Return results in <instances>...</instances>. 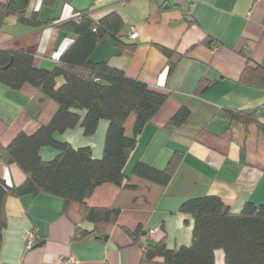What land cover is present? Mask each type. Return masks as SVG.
Segmentation results:
<instances>
[{
	"label": "crops",
	"instance_id": "obj_1",
	"mask_svg": "<svg viewBox=\"0 0 264 264\" xmlns=\"http://www.w3.org/2000/svg\"><path fill=\"white\" fill-rule=\"evenodd\" d=\"M84 10L95 20L117 12L125 23L120 38L129 45L122 48L114 38L104 37L91 59L106 61L169 95L138 135L125 175H131L138 162L165 169L175 153L179 163L157 207L124 208L118 223L108 227L106 239L98 238L94 225L82 219L77 204L63 213L60 197L44 193L8 197L0 264H59L70 256L79 264H164L163 258L142 263L144 248L162 239L171 249L192 244L194 219L180 211L185 200L217 195L235 213L248 201L264 204V131L257 122L246 126L221 115L226 109L257 110V120L264 125V88L240 81L248 60L264 67V0H57L49 5L30 0L28 7L29 14L37 12L44 21H68ZM133 31L135 38L130 37ZM74 39L55 24L30 28L15 16L0 27V49L25 50L34 56L36 66L49 70ZM157 45L183 55L171 72ZM202 81L212 84L203 88ZM35 93L29 83L14 90L0 82L1 146H8L21 132L32 135L39 129L40 123L26 111ZM181 108L189 109L188 118L172 124ZM135 119L132 114L126 122L128 136ZM108 126L103 119L91 136L79 124L55 137L74 148L90 146L94 157L101 158ZM40 153L51 160L58 150L45 146ZM0 179L19 186L26 175L17 164L0 161ZM120 193L119 186L105 183L95 188L87 203L110 207ZM77 227L89 235L75 237ZM139 227L146 235L136 241L129 232ZM29 232L35 236L31 249ZM216 264H225L222 250L216 251Z\"/></svg>",
	"mask_w": 264,
	"mask_h": 264
},
{
	"label": "trees",
	"instance_id": "obj_2",
	"mask_svg": "<svg viewBox=\"0 0 264 264\" xmlns=\"http://www.w3.org/2000/svg\"><path fill=\"white\" fill-rule=\"evenodd\" d=\"M56 1L43 0V4H55ZM29 3L30 0L0 2V27L8 17L15 16L19 24L30 28L55 24L61 32L74 35L75 39L50 70L36 66L34 56L25 50L0 49V82L14 90H20L26 83L35 87L36 93L27 103L26 111L40 123L34 134L21 132L8 146L0 145V161L17 164L26 175L19 186L0 179V251L8 223L5 202L10 196L44 193L60 197L64 201L63 213H68L71 206L77 204L82 219L94 225L93 232L100 233L98 238L106 239L108 227L118 223L124 208L152 210L157 207L179 163L178 153H175L165 169L138 162L131 175L124 173L138 135L169 95L128 77L123 70L106 61L91 59L104 37L114 38L122 48L129 46L120 38L125 26L122 17L111 12L95 20L88 10H84L77 13L79 18L44 21L37 12L28 13ZM212 42L208 41L209 44ZM157 47L167 57L171 72L183 55L162 45ZM240 81L264 88V67L248 60ZM211 84L201 82L203 88ZM83 111L86 112L84 115ZM257 113V110L226 109L221 115L246 126L257 122L264 131ZM132 114L136 119L133 134L128 136L126 122ZM189 114L188 108H181L171 123L179 125ZM103 119L109 121V126L101 158L94 157L90 146L74 148L55 137L79 124L84 134L91 136ZM45 146L55 148L58 154L51 160L43 159L40 152ZM105 183L121 188L115 203L104 208L89 206L87 198L96 187ZM180 211L194 219L192 244L171 249L162 239L144 248L142 263L163 258L164 264H216V251L222 250L225 264H264V204L248 201L240 212L235 213L221 197L205 195L185 200ZM129 233L136 241L146 235L142 227ZM87 235L88 231L76 228L75 237Z\"/></svg>",
	"mask_w": 264,
	"mask_h": 264
},
{
	"label": "built area",
	"instance_id": "obj_3",
	"mask_svg": "<svg viewBox=\"0 0 264 264\" xmlns=\"http://www.w3.org/2000/svg\"><path fill=\"white\" fill-rule=\"evenodd\" d=\"M75 18H79V15H77ZM136 36H137L136 31H133L130 34L131 38H135ZM34 239H35L34 234L32 232H29V234L27 235V249H31L34 246ZM59 264H79V261L74 256H70L68 258L61 259Z\"/></svg>",
	"mask_w": 264,
	"mask_h": 264
}]
</instances>
